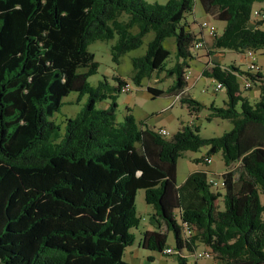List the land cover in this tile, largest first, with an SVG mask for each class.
Returning a JSON list of instances; mask_svg holds the SVG:
<instances>
[{
  "label": "trees",
  "instance_id": "1",
  "mask_svg": "<svg viewBox=\"0 0 264 264\" xmlns=\"http://www.w3.org/2000/svg\"><path fill=\"white\" fill-rule=\"evenodd\" d=\"M196 1L224 23L212 49L264 55L262 21L250 26L255 3L264 17V0H0V264H131L123 256L140 224L138 190L154 210L151 222L167 232L144 231L142 249L174 256L176 264H186L182 252L195 254L198 246L220 264H264V75L219 63L202 71L226 96L222 106L207 108L206 119L232 126L212 138L189 125L167 138L138 123L129 108L117 122L116 98L126 82H88L98 69L91 43L116 37L110 53L118 64L152 33L145 53L131 59V80L140 87L164 73L171 85L148 93L177 98L194 59L197 37L185 21ZM170 37L175 50L167 67L171 53L162 42ZM240 78L257 88L256 101L241 95ZM70 93L87 100L62 133L52 117ZM102 101L108 106L97 108ZM180 102L191 113L203 108L190 97ZM201 148L233 167L221 173V187L204 170L177 184L178 158Z\"/></svg>",
  "mask_w": 264,
  "mask_h": 264
},
{
  "label": "rangeland",
  "instance_id": "2",
  "mask_svg": "<svg viewBox=\"0 0 264 264\" xmlns=\"http://www.w3.org/2000/svg\"><path fill=\"white\" fill-rule=\"evenodd\" d=\"M148 3L164 4L167 0H145ZM261 3H255L252 10L250 26H254L256 22L262 21L260 28L264 30V17L262 16ZM207 22L209 25L214 26L216 35L222 31L223 22L214 20L209 15H206L200 4L196 1L194 11L192 14L186 16L185 23L189 30L197 36H201L204 40L203 48L194 53V59L189 62L187 72L189 74L188 83L186 88L181 94L175 98L169 94H164L159 97H153L148 93L147 88H156L166 90L171 85L173 78L167 77L164 73L153 74L150 79H144L140 87H136L131 77L133 75V68L131 59L134 57L142 56L147 48V44L152 40L153 34L148 33L143 37L142 45L135 50L125 53L116 64L112 61L110 47L115 42L116 37L110 41H96L88 46V50L93 53L94 60L98 64L97 73L88 78V82L92 86H96L98 82L106 79L111 85H117L114 77H119L124 80L131 88L128 94H119L116 98L115 116L117 122H123L124 116L127 114V108L130 109L131 114L138 123H142L144 127L151 129H164L168 132L167 138L175 134L181 126L189 125L191 127H198L199 135L204 138H212L221 136L224 132L231 129V123L227 120L213 118L208 121L206 118L209 114L207 108L213 104L215 106H222L223 101L226 100L224 90L215 92V83L212 79L206 78L202 75V71L209 69L213 63H219L223 66L233 64L242 71H246L245 56L247 51L240 52L229 50H216L211 48L212 37L207 29L201 28V24ZM133 33L137 32V28L132 29ZM162 46L170 51L171 57L167 62V67L173 63L174 56V38H166L162 42ZM254 52V51H253ZM261 51H255L256 64L259 67V72L264 75V55ZM256 73V72H251ZM243 78H240L242 83ZM257 88L252 87L249 90H243L240 87L242 96H245L250 102L257 100ZM254 93V94H253ZM182 97H190L197 101L203 108L199 112H189L185 105L181 104ZM87 100L86 96L79 98L77 93H70L63 98V105L58 112L54 114L52 120L58 124L63 133L65 120L74 118L77 113L83 108ZM109 101H102L96 103V107L100 109L106 108ZM208 156L207 148H201L197 152L187 151L182 154L177 160L176 182L178 185L182 184L186 177L198 170H204L207 173L208 179L220 180V175L228 169L225 168L221 159V154L217 153L210 155L212 163L206 165L203 157ZM199 160L200 163H195ZM261 202L264 203V193L260 194ZM219 206L222 204L218 201ZM136 214L140 219V224L137 229H132L131 233L134 235V242L128 246L124 251V261L131 264H149L147 258L150 256L154 260L152 264H176L174 256L162 255L158 252L142 249L139 246V240L144 231H157L167 233L165 226L162 224L158 229L155 223L151 222V217L154 215L152 206L147 205L144 201V191L138 190L135 197ZM153 223V224H152ZM173 236L171 232L167 235V247H173ZM205 247L198 246L195 254H188L182 252L187 256L186 264H220L211 256L208 258L196 257L197 253L205 252Z\"/></svg>",
  "mask_w": 264,
  "mask_h": 264
},
{
  "label": "built area",
  "instance_id": "3",
  "mask_svg": "<svg viewBox=\"0 0 264 264\" xmlns=\"http://www.w3.org/2000/svg\"><path fill=\"white\" fill-rule=\"evenodd\" d=\"M201 28H204V29H207L209 34L213 37L216 36V29L214 28V26L212 25H209L207 22H203L201 25ZM203 43H204V40L202 39L201 36H197V39L196 41L194 42L193 44V48H192V51L193 52H196L198 51L199 49H202L203 48ZM245 60H246V68H247V71L249 72H257L259 70V67L258 65L256 64V57H255V52L253 51H247L246 53V56H245ZM185 75V79L186 81H188L189 79V74L188 72L186 71V73L184 74ZM213 83H215V86H214V91L217 92V91H220L222 90L223 86L221 85V83H218L214 80H212ZM253 86H252V82L249 80V79H246V78H243V81H242V85H241V88L243 90H249L251 89ZM131 88L130 86L126 83L125 85H123L121 88H120V93L121 94H128L130 92ZM161 135L163 136H168V132L164 129H159L158 131ZM203 161L206 165H209L212 163V157L211 156H205L203 158ZM210 182H212L213 186L214 187H221L223 185V182L221 180H212L210 179ZM172 252V249L171 248H168V249H165L164 250V253L166 254H170ZM196 257H211V254L210 252H208L207 250H205V252H201V253H197L196 254Z\"/></svg>",
  "mask_w": 264,
  "mask_h": 264
},
{
  "label": "crops",
  "instance_id": "4",
  "mask_svg": "<svg viewBox=\"0 0 264 264\" xmlns=\"http://www.w3.org/2000/svg\"><path fill=\"white\" fill-rule=\"evenodd\" d=\"M223 26H224V24H223ZM223 26H222V28H223ZM255 92H257V91H255ZM254 94V93H253ZM257 97H258V93H257V95H256ZM106 107H107V104H106Z\"/></svg>",
  "mask_w": 264,
  "mask_h": 264
},
{
  "label": "clouds",
  "instance_id": "5",
  "mask_svg": "<svg viewBox=\"0 0 264 264\" xmlns=\"http://www.w3.org/2000/svg\"><path fill=\"white\" fill-rule=\"evenodd\" d=\"M204 158V157H203Z\"/></svg>",
  "mask_w": 264,
  "mask_h": 264
}]
</instances>
